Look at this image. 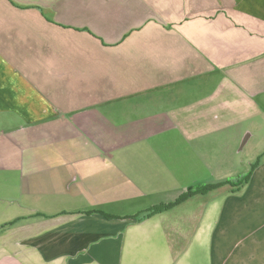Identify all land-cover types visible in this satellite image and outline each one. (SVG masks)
Here are the masks:
<instances>
[{
  "label": "crops",
  "instance_id": "1",
  "mask_svg": "<svg viewBox=\"0 0 264 264\" xmlns=\"http://www.w3.org/2000/svg\"><path fill=\"white\" fill-rule=\"evenodd\" d=\"M0 264H264V0H0Z\"/></svg>",
  "mask_w": 264,
  "mask_h": 264
},
{
  "label": "trees",
  "instance_id": "2",
  "mask_svg": "<svg viewBox=\"0 0 264 264\" xmlns=\"http://www.w3.org/2000/svg\"><path fill=\"white\" fill-rule=\"evenodd\" d=\"M254 168L255 167H253V169ZM250 176H251V172H249L246 176H244L240 181H237L238 186H242V185L246 184L248 182ZM224 186H236V185H234L233 182H225V183L216 184V185H207V186L200 187V188L198 187L194 190L189 189L188 191L183 193L180 197H178L174 202L151 207V208L147 209L146 211H144L143 213H141L140 215H137L135 217H131V219L150 218L156 214H159V213L164 212V211H168V210L172 209L173 207L178 206V205L186 202L189 198H192L196 195L207 194L211 190H216V189H219V188L224 187ZM102 215L106 219H112L113 218L112 216H109V215H105V214H102Z\"/></svg>",
  "mask_w": 264,
  "mask_h": 264
},
{
  "label": "rangeland",
  "instance_id": "3",
  "mask_svg": "<svg viewBox=\"0 0 264 264\" xmlns=\"http://www.w3.org/2000/svg\"><path fill=\"white\" fill-rule=\"evenodd\" d=\"M251 147V144L249 143L248 147H246L243 151H242V154H241V157H243L244 159L247 158V156L250 154V157H252V160L254 159V163L257 162V160L260 159V154L262 152L261 148H260V145H252L251 148L253 149H250Z\"/></svg>",
  "mask_w": 264,
  "mask_h": 264
}]
</instances>
